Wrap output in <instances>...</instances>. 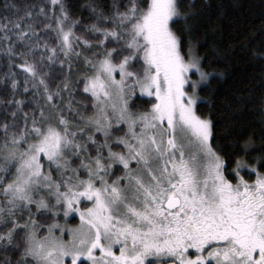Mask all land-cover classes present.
I'll use <instances>...</instances> for the list:
<instances>
[{"label":"snow or ice","instance_id":"6c2138e0","mask_svg":"<svg viewBox=\"0 0 264 264\" xmlns=\"http://www.w3.org/2000/svg\"><path fill=\"white\" fill-rule=\"evenodd\" d=\"M0 7V264H264V152L229 169L213 147L197 89L223 72L195 51L194 2L89 3L88 23L66 0Z\"/></svg>","mask_w":264,"mask_h":264},{"label":"trees","instance_id":"16d2710c","mask_svg":"<svg viewBox=\"0 0 264 264\" xmlns=\"http://www.w3.org/2000/svg\"><path fill=\"white\" fill-rule=\"evenodd\" d=\"M5 2L0 0V5ZM24 2L46 3V0ZM120 2L123 4L126 0ZM189 2L197 6L195 15L189 19L195 51L203 57L202 65L206 70L223 72L222 77H213L208 84L200 85L199 95L208 97L211 104L209 100L198 101L197 111L211 115L216 133L213 147L225 157L229 169L234 167L237 157L253 163L264 152V56L259 55L264 52V0H182L183 4ZM66 3L74 18L80 17L83 23H88L94 19L87 7L89 3L100 4L107 9L112 0H66ZM221 11L223 15H220ZM184 26V21L180 20L173 28L186 39L187 34L182 32ZM14 70L20 73L18 68ZM6 71L7 66L0 53V76ZM20 78L22 74L18 75ZM4 95L0 86V96ZM134 100L136 111H147L154 102V98L141 95ZM2 115L3 106L0 105ZM249 136L254 143L245 151L243 141ZM119 169L117 165L114 171L119 173ZM244 171L246 176L255 177L247 169ZM226 175L235 180L227 170ZM36 218L42 224L51 222L50 214ZM58 219H63V216ZM17 254L12 253L13 258Z\"/></svg>","mask_w":264,"mask_h":264},{"label":"rangeland","instance_id":"374dc122","mask_svg":"<svg viewBox=\"0 0 264 264\" xmlns=\"http://www.w3.org/2000/svg\"><path fill=\"white\" fill-rule=\"evenodd\" d=\"M192 79H198V75H193ZM199 87H200V85H199ZM197 91H198V89H197ZM137 95H141V94L137 93ZM141 96H145V95H141ZM121 126H123V125H121ZM117 134H122V133H117ZM241 174L244 175L245 179H255V177L251 178L249 176H246L244 170L241 172ZM233 181L235 182V180H233ZM84 206H85L84 204H81V207H84ZM59 222H60V224L64 225L66 227V229L67 228H74L80 224L79 214L78 213L70 214L69 217H67V218L63 217V219H59ZM41 234H43V233H41ZM64 239H68V236L65 235Z\"/></svg>","mask_w":264,"mask_h":264},{"label":"flooded vegetation","instance_id":"af4514ba","mask_svg":"<svg viewBox=\"0 0 264 264\" xmlns=\"http://www.w3.org/2000/svg\"><path fill=\"white\" fill-rule=\"evenodd\" d=\"M234 182V181H233Z\"/></svg>","mask_w":264,"mask_h":264}]
</instances>
